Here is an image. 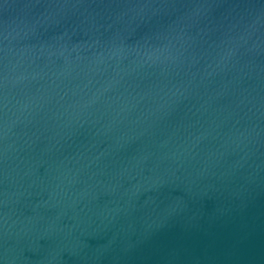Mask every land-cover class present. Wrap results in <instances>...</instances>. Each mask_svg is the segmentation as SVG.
I'll list each match as a JSON object with an SVG mask.
<instances>
[{"label":"water","instance_id":"water-1","mask_svg":"<svg viewBox=\"0 0 264 264\" xmlns=\"http://www.w3.org/2000/svg\"><path fill=\"white\" fill-rule=\"evenodd\" d=\"M0 264H264V0H0Z\"/></svg>","mask_w":264,"mask_h":264}]
</instances>
